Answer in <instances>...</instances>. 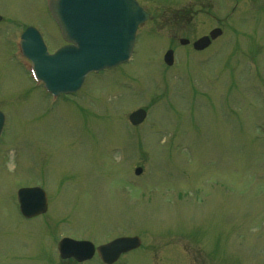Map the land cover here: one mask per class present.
Instances as JSON below:
<instances>
[{"label":"rangeland","instance_id":"rangeland-1","mask_svg":"<svg viewBox=\"0 0 264 264\" xmlns=\"http://www.w3.org/2000/svg\"><path fill=\"white\" fill-rule=\"evenodd\" d=\"M137 1L153 17L133 59L54 101L14 43L31 25L63 44L44 0H0L1 264H81L59 259L60 238L134 235L117 264H264V0ZM215 27L207 50L179 43ZM28 186L48 195L43 217L20 215Z\"/></svg>","mask_w":264,"mask_h":264},{"label":"water","instance_id":"water-1","mask_svg":"<svg viewBox=\"0 0 264 264\" xmlns=\"http://www.w3.org/2000/svg\"><path fill=\"white\" fill-rule=\"evenodd\" d=\"M49 5L63 38L74 45L48 55L38 33L29 29L23 35L22 46L38 77L56 94L74 92L81 87L88 73L126 61L133 48L137 26L148 17L135 0H49ZM208 41V38L200 40L201 45ZM170 58L171 52L166 61ZM144 114L138 111L131 119L138 122ZM19 199L25 214L30 217L46 207V195L37 188L20 190ZM139 244L137 237L120 238L99 247L98 251L105 262L111 263ZM88 246L91 245L68 239L60 247L64 251L71 249L75 257L85 259L93 254V246L90 252ZM83 251L88 254L79 256Z\"/></svg>","mask_w":264,"mask_h":264},{"label":"flooded vegetation","instance_id":"flooded-vegetation-1","mask_svg":"<svg viewBox=\"0 0 264 264\" xmlns=\"http://www.w3.org/2000/svg\"><path fill=\"white\" fill-rule=\"evenodd\" d=\"M71 261V260H70Z\"/></svg>","mask_w":264,"mask_h":264}]
</instances>
